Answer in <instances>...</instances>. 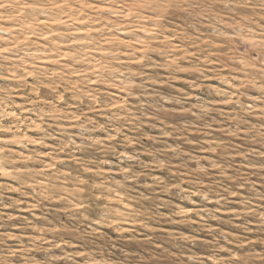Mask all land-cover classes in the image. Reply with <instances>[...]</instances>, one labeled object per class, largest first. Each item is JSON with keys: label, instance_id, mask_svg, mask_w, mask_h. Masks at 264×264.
<instances>
[{"label": "rangeland", "instance_id": "374dc122", "mask_svg": "<svg viewBox=\"0 0 264 264\" xmlns=\"http://www.w3.org/2000/svg\"><path fill=\"white\" fill-rule=\"evenodd\" d=\"M0 264H264V0H0Z\"/></svg>", "mask_w": 264, "mask_h": 264}]
</instances>
